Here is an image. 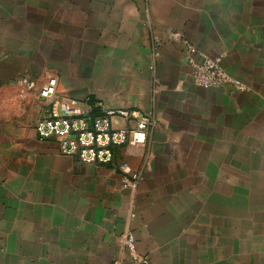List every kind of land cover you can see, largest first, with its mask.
I'll use <instances>...</instances> for the list:
<instances>
[{"label":"crops","instance_id":"crops-1","mask_svg":"<svg viewBox=\"0 0 264 264\" xmlns=\"http://www.w3.org/2000/svg\"><path fill=\"white\" fill-rule=\"evenodd\" d=\"M172 31L245 88L194 84ZM49 73L154 117L114 147L134 191L37 139ZM128 228L152 264H264V0H0V264H131Z\"/></svg>","mask_w":264,"mask_h":264},{"label":"built area","instance_id":"built-area-1","mask_svg":"<svg viewBox=\"0 0 264 264\" xmlns=\"http://www.w3.org/2000/svg\"><path fill=\"white\" fill-rule=\"evenodd\" d=\"M170 37L179 39L184 46L185 61L194 84L203 87L229 84L242 88L240 82L226 73L219 57L199 51L180 31H172ZM158 44L159 40L155 39L154 45ZM153 54L157 56L158 52L155 50ZM56 84L57 78L49 73L38 90L46 107L34 124L37 139L55 140L60 153L71 155L80 162L115 165L121 186L134 191L140 172L125 160L116 162L114 147L144 144L154 117L136 108L107 107L90 96L81 99L61 96L56 92ZM115 117L119 120H113ZM119 241L127 249L131 264H152L136 251L135 238L129 228L119 235ZM112 264H119V260L115 259Z\"/></svg>","mask_w":264,"mask_h":264},{"label":"rangeland","instance_id":"rangeland-1","mask_svg":"<svg viewBox=\"0 0 264 264\" xmlns=\"http://www.w3.org/2000/svg\"><path fill=\"white\" fill-rule=\"evenodd\" d=\"M240 84L242 85V88H240V89H244V88H245V85H243L242 83H240ZM240 89H239V90H240Z\"/></svg>","mask_w":264,"mask_h":264}]
</instances>
